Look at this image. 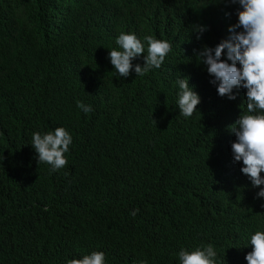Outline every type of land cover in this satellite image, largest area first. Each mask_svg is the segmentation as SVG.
<instances>
[{
  "label": "trees",
  "instance_id": "16d2710c",
  "mask_svg": "<svg viewBox=\"0 0 264 264\" xmlns=\"http://www.w3.org/2000/svg\"><path fill=\"white\" fill-rule=\"evenodd\" d=\"M239 7L0 0V264H68L93 251L105 264H180L181 249L209 244L215 264H247L264 218L238 206L241 183L224 151L245 88L233 89L235 100L220 96L195 56L229 37ZM196 25L207 26L200 39ZM128 29L170 42L160 68L119 76L108 54L122 50L116 40ZM142 42L133 65L144 63ZM181 78L200 96L187 118ZM55 117L73 131L67 165L52 171L31 143L54 131Z\"/></svg>",
  "mask_w": 264,
  "mask_h": 264
},
{
  "label": "clouds",
  "instance_id": "9594fccd",
  "mask_svg": "<svg viewBox=\"0 0 264 264\" xmlns=\"http://www.w3.org/2000/svg\"><path fill=\"white\" fill-rule=\"evenodd\" d=\"M186 0H162L163 6L174 9ZM226 4L240 5L235 19L237 23L229 26V37L222 40L214 48L204 45L195 51L198 64L206 66V70L213 79L212 84L217 85L220 96L236 99L234 88H245V96L240 109L235 112V122L228 125L224 151L231 164L237 171L241 183V194L238 206L244 210L257 209L264 218V0H219ZM226 15H230L226 13ZM237 29H242L237 31ZM207 30V26L196 25L193 29L197 39ZM143 56L144 63L133 65V60ZM120 49H111L109 57L114 69L121 78H126L134 68L135 74L144 76L153 68H160L167 55L172 51V45L167 40L154 39L128 29L121 33L116 40ZM227 50V60L221 59L224 50ZM230 60L231 63L227 61ZM239 63V67L237 66ZM178 108L184 117H191L200 103L199 94L187 79H179ZM77 107L83 112L92 111L90 105L77 102ZM55 117L52 120L54 131L41 135L33 134L32 147L38 154V162L51 165L52 171L65 167L68 163L64 153L69 151L72 143L73 127L63 125ZM155 121V120H154ZM183 186L177 187L184 197H189L190 187L185 176L181 174ZM136 211L131 214L136 215ZM264 226V224H263ZM250 244L252 251L245 259L247 264H264V228L252 233ZM247 244V243H245ZM244 244L243 248L246 249ZM217 253L209 244L203 249L194 251L181 249L178 253L180 264H215ZM68 264H105V253L93 251L82 259H72ZM145 264V262H142Z\"/></svg>",
  "mask_w": 264,
  "mask_h": 264
}]
</instances>
